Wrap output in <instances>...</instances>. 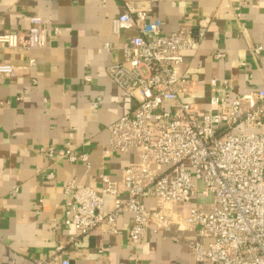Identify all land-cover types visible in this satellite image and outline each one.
Segmentation results:
<instances>
[{"label":"crops","instance_id":"0c3cea01","mask_svg":"<svg viewBox=\"0 0 264 264\" xmlns=\"http://www.w3.org/2000/svg\"><path fill=\"white\" fill-rule=\"evenodd\" d=\"M139 1L149 8V19L161 21L165 34L184 22L196 25L210 18L200 49L187 51L182 66L189 78L183 98L200 113L210 110L213 77L230 79L235 93L264 86V52L251 49L264 46V0ZM123 10L122 0H0V32L22 37L31 17L51 19L46 47L0 45V63L15 67L10 75L0 73V264H37L58 246L71 251L72 264H211L195 261L188 244L198 235L178 225L166 235L148 232L134 247L128 239L129 214L118 217L121 233L116 235L102 229L79 235L63 224L64 180L99 186L105 172L120 181L124 168L137 159L135 153L103 154L108 127L137 107L107 72L110 63L122 60L124 42L138 34L135 28L113 32L112 20ZM218 51L225 55L216 58ZM67 143L88 153V164L38 152ZM106 201L111 208L113 198ZM146 202L150 210L158 208L155 199ZM74 234L76 253L69 243Z\"/></svg>","mask_w":264,"mask_h":264},{"label":"built area","instance_id":"2783aa9c","mask_svg":"<svg viewBox=\"0 0 264 264\" xmlns=\"http://www.w3.org/2000/svg\"><path fill=\"white\" fill-rule=\"evenodd\" d=\"M122 1L124 10L113 18V32L135 28L138 34L124 42L122 60L110 63L107 72L136 99L137 107L108 127L103 154L135 153L137 159L124 168L120 181L105 172L99 186L64 180L63 224L79 235L95 229L116 235L121 233L118 217L129 214L128 239L134 247L148 232L166 235L178 225L197 233L198 239L188 245L199 263L264 264V86L235 93L230 79L213 77L210 110L200 113L183 98L189 78L182 66L187 51L200 49L210 18L202 17L196 25L184 22L165 34L161 21L149 19V8L139 0ZM50 24V18L35 15L22 37L0 32V45L46 47ZM53 31L60 33L57 27ZM251 49L264 52L260 44ZM224 55L218 51L215 57ZM14 68L0 63L1 74L10 75ZM38 152L52 160L89 162L88 153L75 152L69 143L42 146ZM53 176L51 171L48 177ZM106 196L113 198L111 208ZM147 197L155 199L156 210L148 208ZM195 197L199 201L193 202ZM77 234L69 238L74 253ZM70 252L58 246L37 264H72Z\"/></svg>","mask_w":264,"mask_h":264},{"label":"rangeland","instance_id":"374dc122","mask_svg":"<svg viewBox=\"0 0 264 264\" xmlns=\"http://www.w3.org/2000/svg\"><path fill=\"white\" fill-rule=\"evenodd\" d=\"M200 201H201V199H200Z\"/></svg>","mask_w":264,"mask_h":264}]
</instances>
